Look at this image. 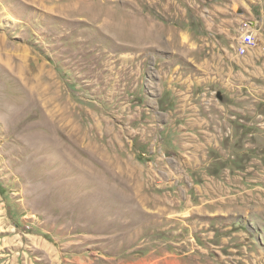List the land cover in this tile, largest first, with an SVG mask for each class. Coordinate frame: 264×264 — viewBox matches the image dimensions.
Here are the masks:
<instances>
[{
  "label": "rangeland",
  "instance_id": "rangeland-1",
  "mask_svg": "<svg viewBox=\"0 0 264 264\" xmlns=\"http://www.w3.org/2000/svg\"><path fill=\"white\" fill-rule=\"evenodd\" d=\"M0 264H264V0H0Z\"/></svg>",
  "mask_w": 264,
  "mask_h": 264
},
{
  "label": "built area",
  "instance_id": "built-area-1",
  "mask_svg": "<svg viewBox=\"0 0 264 264\" xmlns=\"http://www.w3.org/2000/svg\"><path fill=\"white\" fill-rule=\"evenodd\" d=\"M255 31L251 26V22L246 21L242 25V34L240 37L239 51L242 54L248 53L255 45Z\"/></svg>",
  "mask_w": 264,
  "mask_h": 264
},
{
  "label": "bare ground",
  "instance_id": "bare-ground-1",
  "mask_svg": "<svg viewBox=\"0 0 264 264\" xmlns=\"http://www.w3.org/2000/svg\"><path fill=\"white\" fill-rule=\"evenodd\" d=\"M251 26H252V24H251ZM253 27V26H252Z\"/></svg>",
  "mask_w": 264,
  "mask_h": 264
}]
</instances>
